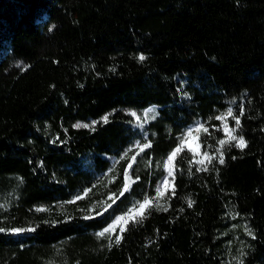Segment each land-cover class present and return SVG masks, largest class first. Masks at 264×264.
Masks as SVG:
<instances>
[{"label": "trees", "instance_id": "1", "mask_svg": "<svg viewBox=\"0 0 264 264\" xmlns=\"http://www.w3.org/2000/svg\"><path fill=\"white\" fill-rule=\"evenodd\" d=\"M241 262L264 264V0H0V264Z\"/></svg>", "mask_w": 264, "mask_h": 264}, {"label": "rangeland", "instance_id": "2", "mask_svg": "<svg viewBox=\"0 0 264 264\" xmlns=\"http://www.w3.org/2000/svg\"><path fill=\"white\" fill-rule=\"evenodd\" d=\"M198 128L197 126L190 128L189 130H187L183 136L182 139V144L187 147L190 148L195 155V161H201L204 158V155L201 154L200 152V145H199V138H198ZM224 130L227 132V136L226 139H229L228 133L232 130L229 127H225ZM231 135H234V131H231ZM146 198V197H145ZM144 198V199H145ZM149 199V197H147ZM144 199L136 201V200H132V202L130 203V205L128 206L127 210L123 213L118 214L115 218H113L111 221H109L104 227H102L99 232H103L105 228H108L110 225H113L114 222H116V218L117 217H121V216H125L126 214L131 215L132 213H129V209H134V212H139L141 211L139 209V204L143 203ZM133 212V213H134ZM122 221L115 223V226L120 224ZM239 221H231L230 223V233L232 236H234V245L232 243H230V253L228 256V262L231 263L232 260L234 258H236V256L239 255L240 250H241V246L238 243V239L240 238V234L243 233H248L247 232V228L245 227V225L241 222L240 225L238 226Z\"/></svg>", "mask_w": 264, "mask_h": 264}, {"label": "snow or ice", "instance_id": "3", "mask_svg": "<svg viewBox=\"0 0 264 264\" xmlns=\"http://www.w3.org/2000/svg\"><path fill=\"white\" fill-rule=\"evenodd\" d=\"M144 59H145V57L143 55H141L139 57V60L140 61H143ZM226 115L227 116H232V110L229 109L228 112L226 113ZM223 118H224L223 116L216 117V119H218V120H222ZM102 120H103L104 123H108L109 122V116L108 115H105L104 117H102ZM95 123L96 122H92V125H89V124H77V125H74V126L75 127H85V128L92 127L93 130H94ZM236 126H237V128L240 126V120H239V118H236ZM200 127L203 128L202 125ZM231 131H235V129H233ZM231 131L228 133V136H229V139L230 140H233V141L236 142V147H244V146H246V141L244 140L243 136L231 135ZM227 142L228 141H226V140H220L219 141V144L224 145ZM149 146L150 145H147V144L143 145L144 148H147ZM217 151H219V149H217ZM177 152H178V150H174L173 153L169 155L168 161L165 162V167L166 168L168 167L169 163L172 161L173 157L177 154ZM204 155L207 156V153H205ZM201 163H203V161H201ZM220 163L221 164L224 163L222 156L220 157ZM171 175H172V173H171V171H169V176H171ZM125 187H127V185ZM161 195H162V192L158 188L157 189V196L159 197ZM77 198H79V197H77ZM191 203L192 202L189 201V206H191ZM146 206H150V201H149V199L147 197L144 199L143 203L139 204V209L141 210V212H140V218H142V213H143V210L145 209ZM157 207L158 208L160 207L158 200H157ZM164 210H166V209H164ZM134 211H135L134 209H129V213H133ZM134 219H135L134 216L128 215V214H126L125 216L117 217L116 218V222H114L113 225H110L108 228H105L103 232H100L97 235L98 236H104L105 233H110L114 229L115 223H118L120 221H125V223H127L128 220H134ZM31 230L32 229H28V231H31ZM120 231L121 232L125 231V227H124L123 224L120 226ZM247 232H248L249 235H252L250 229H248ZM253 238H255V237H253ZM120 240H121V237L120 236H117L116 239H115V242L118 244L120 242ZM241 255H243V253H241ZM241 264H242V262H241Z\"/></svg>", "mask_w": 264, "mask_h": 264}]
</instances>
